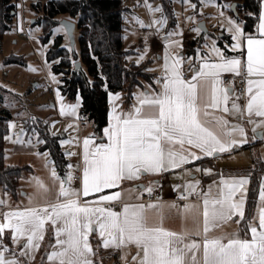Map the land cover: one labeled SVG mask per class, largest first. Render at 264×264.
Returning a JSON list of instances; mask_svg holds the SVG:
<instances>
[{
  "label": "snow or ice",
  "instance_id": "snow-or-ice-1",
  "mask_svg": "<svg viewBox=\"0 0 264 264\" xmlns=\"http://www.w3.org/2000/svg\"><path fill=\"white\" fill-rule=\"evenodd\" d=\"M229 24L234 33L232 39L236 41L232 48H239L241 28L231 20ZM258 32L260 38L249 36L246 41L247 60L243 67L248 77H257L247 80L246 92L249 98L246 111L249 115L254 113L264 117V3L261 4ZM213 50L219 55L215 47ZM220 60V63H202L200 70L192 77V81L199 78L212 85L210 98L204 103L202 112L197 103L198 85L181 78L175 70L179 60L170 68L166 53L161 91L152 96L145 94L139 100L140 106L132 113H110L109 126L104 129L107 144H98L90 150L91 140H84L81 189H73L62 181L56 203L6 213L5 222L0 224V235L6 228H11L13 243L19 237H26L27 243L23 245V249H31L39 247L34 241L43 238L46 221H51L53 225L59 222L61 226L56 229L57 241L53 246H59V251L49 253L48 259L59 261V264H92L87 258L92 251L88 233L91 230L90 225L96 222L100 236L107 234L109 237L104 239V247L109 244L117 247L127 243L135 244L143 252L140 264H196L195 253L201 247L200 243L195 240L186 243L187 233L177 234L164 229L162 216L159 224L150 225L143 205H125L117 213L110 208L82 206L79 198L81 195L86 197L90 193L112 188L123 179L131 180L139 178L143 173H159L162 170L178 168L190 159H198L195 153L186 152L185 144L211 156L216 152L227 151L238 142L244 143V139L237 141L231 138L233 134H239L243 138L242 127L229 128L226 120L216 116H212L211 120L201 119V114L209 117L211 114L207 109H215L221 102L217 88L219 74L231 72L239 75L241 72L240 59H224L221 56ZM227 98L225 91L223 101L226 102ZM145 106L150 109L148 115L143 114ZM223 111L228 112L229 109L225 107ZM232 111H240V106L235 102L232 104ZM61 112L63 114V108ZM213 123L218 131L209 126ZM204 171L207 173L208 169ZM55 175L53 171V176ZM246 183L247 180L243 178L226 180L221 177L217 196L203 194V264H264V208L259 210V230L256 226L248 225L250 240L241 239L236 233L229 237L208 235L211 227L218 226L219 222L227 221L234 215L239 214L243 219V200L236 202L233 197ZM40 187L43 188V185ZM190 187L194 189V185ZM147 190L150 192L151 188ZM118 198L119 193H115L112 196H101L99 200L107 202ZM260 199L264 201V184L261 185ZM148 207L159 209L160 206ZM192 208V205H184L185 210ZM61 236L66 238L60 239ZM5 251L7 249L0 248V264H18L15 259L6 260ZM21 254H24L23 250Z\"/></svg>",
  "mask_w": 264,
  "mask_h": 264
},
{
  "label": "crops",
  "instance_id": "crops-1",
  "mask_svg": "<svg viewBox=\"0 0 264 264\" xmlns=\"http://www.w3.org/2000/svg\"><path fill=\"white\" fill-rule=\"evenodd\" d=\"M228 4L237 3L235 0H225ZM259 10L257 19L253 25L251 32H245L243 25L245 23L243 14H235L231 10H226L222 6L223 12L226 10L233 17L236 16L234 22L241 28L242 35L240 36L239 42L241 47L233 49L232 45L236 43L232 39L233 31L229 21L226 25L217 26L212 29L214 32H219L220 37L216 36L212 31L211 27L207 30L206 34L203 35L188 32L187 34L175 35H163L161 39L154 37L151 41V47L149 51L151 54L140 62H134L131 60L130 63L135 64H147V72L150 74L149 81H143L140 86L134 88L132 97L128 102H124L123 94L120 92L109 93L107 96V123L106 127L109 126V114L115 113L117 115H123L132 113L136 107H139V100L144 98V95L152 96L154 93H159L162 87V80L165 75V54L168 56V65L171 68L177 60L179 63L176 65V71L181 75L184 81L193 82L198 85L197 103L201 106L203 112V105L209 100L211 95L212 85L210 82H205L199 78L196 81H192L193 75L200 70L202 63H220V57L224 59L237 58L242 62V68L239 75H242L245 79L246 89L248 87V79H257V77H248L246 69L243 67L247 60V38L253 36L259 37L258 25L259 15L261 12V4L264 0H258ZM230 16V17H232ZM241 17V20H240ZM232 20V19H231ZM241 23H240V22ZM205 25V24H204ZM206 27V26H205ZM221 27V28H220ZM199 28V27H198ZM220 30V31H219ZM207 36V37H205ZM158 40V41H157ZM195 41V44L189 45L191 41ZM143 47V46H140ZM139 47V48H140ZM190 47L192 52L187 54V50ZM219 51V55L213 48ZM132 56H140L142 53H146L144 49L134 51L132 48ZM132 56H129L130 59ZM129 61V60H128ZM155 66L153 67V65ZM221 74H234L231 72H221ZM187 76L185 79L183 76ZM219 78V76H218ZM218 96L221 102L218 107L213 109L209 108L207 111L211 114L209 117H204L201 114V119L211 120L212 116L221 117L228 122V127L240 126L244 129V137L241 138L239 134H233L231 137L237 141L244 139V143H237L229 148L225 152H216L211 156L204 155L194 147H190L185 144L184 148L186 152L195 153L198 159L189 160L188 163L180 165L178 168L168 169L159 173H143L136 179H123L116 186L112 188L103 189L98 193H90L88 196H80V203L82 206L88 207H103L110 208L114 212H121L125 205L137 206L143 205L145 208V216L150 225L159 224L160 217H163L162 227L168 231L175 232L177 234L187 233L185 242L195 240L200 243L201 247L196 251V264H203V237H204V216H203V194L210 193L211 197L217 196L220 189V180L223 177L226 180H239L241 178L247 180V183L242 186L241 190L233 197V200L239 202L243 200V219L239 214L234 215L231 219L223 222H219L218 226L211 227L208 235L210 237H229L233 233H236L241 239H251V233L248 231V225L251 224L256 226L259 230V210L264 208V201L260 199L261 185L264 184V171L259 176L258 191L252 207L248 209L247 196L251 183V176L246 175L244 171L252 167L254 160L261 162L264 167V117L255 115H249L246 111V103L249 98V94L241 98L230 89L223 87L219 83L218 79ZM227 91V101H223V96ZM59 97L58 101L57 98ZM56 96V101L52 100L57 118L65 123H75L79 127L77 143L75 146L76 153L68 156L69 150L61 147L60 140H58L60 150L64 154L66 160L64 174L54 168L52 162L47 160L43 170L42 167L35 171H30L34 175V185L29 190L18 196L19 187H17L16 195L13 196L9 193L3 192L2 204H0V224L5 222L4 217L6 213L13 211H24L29 208L44 207L48 204L57 202V194L62 181L67 186L73 189H81L82 186V174H83V155H84V140L90 139L89 149H93L98 144H107L108 139L104 133V129L101 137L94 136L92 125L86 132L81 133L83 130L82 123L79 119V108H80V97L76 96L73 104L71 105L68 99L64 96ZM235 102L240 106L239 112L232 111V104ZM58 103V104H57ZM227 107L228 112H224L223 109ZM64 109L62 114L61 109ZM150 109L145 106L143 108V114L148 115ZM251 121V122H249ZM88 124H91L87 122ZM215 129V124L209 125ZM53 135V134H52ZM66 134H63L65 136ZM57 136V135H54ZM58 137V136H57ZM177 149L179 146H176ZM42 153V152H40ZM5 160V158H4ZM199 169V170H198ZM204 169H208L206 173ZM55 171V177L53 176ZM78 176L79 180L73 182L72 178ZM71 177V179H69ZM39 181V184L37 183ZM43 185V188L40 185ZM194 185V189L190 186ZM151 188L149 192L147 189ZM47 189V191H45ZM158 192L162 197H168L171 192L186 193L191 198H196L197 201H187L183 203L171 202V201H160L150 202L144 204L141 202V197L145 193ZM115 193H119V198L110 200L107 202H100L101 196H112ZM25 197V198H24ZM21 198V199H20ZM21 200V201H20ZM117 203L116 207L112 204ZM192 205L191 210H185L184 205ZM148 205H159V209L149 208ZM176 205V207H171ZM239 221V223H237ZM61 224L58 222L53 225L51 221H46L42 232V239L34 241V244H38L39 247H33L31 249H23V245L27 243L26 237H19L17 242L14 244L12 240L11 228H6L0 237L4 238L3 244L0 248L7 249L4 252V258L6 260L15 259L18 264H59V261L48 259V254L53 251H59V246L56 245L57 236L56 229ZM91 230L88 233V242L91 248V254L87 257L92 261V264H140V259L143 256L142 250L138 249L135 244L127 243L124 246L117 247L114 244H109L108 247H104V239L109 238L107 234L101 237L98 231V225L93 222L90 225ZM197 233H199L197 235ZM66 237L61 236L60 239ZM7 245H4V243ZM225 243L227 240L224 241ZM12 244V246H11ZM24 251V254L22 253ZM118 254V262L116 261L115 255ZM135 257V259H134Z\"/></svg>",
  "mask_w": 264,
  "mask_h": 264
},
{
  "label": "rangeland",
  "instance_id": "rangeland-1",
  "mask_svg": "<svg viewBox=\"0 0 264 264\" xmlns=\"http://www.w3.org/2000/svg\"><path fill=\"white\" fill-rule=\"evenodd\" d=\"M46 1H16L15 17L10 29L3 34L0 43V96L2 107L8 109L11 115V119L7 122V134L4 140V161L8 165L24 169L18 180V196L24 194L31 186H35L34 175L30 170L35 171L40 167L43 170L44 162L50 160L46 151L40 153V141L37 140V135L26 131L32 120H41L45 123L49 133L58 136L61 147L70 151L69 157L76 153L75 146L79 127L75 123L60 121L54 107L50 105L52 100L56 101V96L62 94L57 87L60 74H56L52 70V65L56 61L47 60V53L58 35L62 36V46L71 51L65 30L59 24L63 19L71 20L64 15H57L52 20L50 37L43 41V27L31 23L37 19V14L30 6ZM122 3L127 10L123 17V47L124 49L132 48L134 51H139V49L146 51L137 57L131 55L128 62L131 60L140 62L149 57L151 54L149 48L154 37L161 39L162 34L164 36L181 35L188 32L201 34L198 28L200 22H204L206 28L211 30L212 27L223 26L229 20L232 19L231 21L234 22L233 19H236V16L233 17L226 11L231 10L232 3L200 0L195 4L191 0H176L172 3L175 20L174 25L170 28L169 20L162 14V8L157 0H122ZM222 6L226 9L224 12L221 10ZM22 23L27 38L21 37ZM210 27L211 29H209ZM212 31L214 32L213 29ZM214 34L220 37L219 32H214ZM73 36L75 40L77 36L75 30ZM74 51L77 53L76 43ZM70 57L72 58L71 54ZM58 99L59 97L57 101ZM69 101L72 105L74 99ZM82 127L83 130L80 128L81 133L86 134L87 130L91 128V124L85 122L82 123ZM63 134L66 135L63 136ZM2 196L0 194V204L4 199ZM3 241L4 238L0 237V245L3 244ZM4 245L7 243L5 242Z\"/></svg>",
  "mask_w": 264,
  "mask_h": 264
},
{
  "label": "trees",
  "instance_id": "trees-1",
  "mask_svg": "<svg viewBox=\"0 0 264 264\" xmlns=\"http://www.w3.org/2000/svg\"><path fill=\"white\" fill-rule=\"evenodd\" d=\"M157 1L171 28L175 20L172 3L176 0ZM191 1L197 4L200 0ZM217 1L222 3L225 0ZM235 1H238L237 15L245 16L249 13L244 17L243 29L245 32H251L258 16V0ZM30 7L37 14L33 25L43 27V41L50 37L52 20L57 15H64L75 22L77 53L74 51L73 55L69 49L62 46V36L58 35L47 53V60L56 61L52 70L60 74L57 87L62 96L68 100L80 97L79 119L91 123L94 136L101 137L107 123L108 94L120 92L124 102H128L134 88L140 86L143 81H149L151 77L147 72V64L128 62L132 50L123 47V17L127 10L123 7L122 0H47ZM15 10L16 0H0V43L3 34L11 27ZM189 43L194 45L195 41ZM191 52L192 49L187 50V54ZM75 62H80L81 71L74 68ZM1 99L0 96V190L15 196L18 180L24 169L8 165L4 161V140L11 115L8 109L2 107ZM26 131L37 135V140L40 141L39 151H46L54 168L59 174H64L66 160L60 150L59 138L50 134L47 125L41 120H32ZM262 171L264 167L258 160H254L252 167L244 171L246 175L251 176L247 196L248 209L255 200Z\"/></svg>",
  "mask_w": 264,
  "mask_h": 264
},
{
  "label": "built area",
  "instance_id": "built-area-1",
  "mask_svg": "<svg viewBox=\"0 0 264 264\" xmlns=\"http://www.w3.org/2000/svg\"><path fill=\"white\" fill-rule=\"evenodd\" d=\"M19 1V0H16ZM21 37L27 38L26 31L24 29V24L22 23V33ZM187 76H183L185 79ZM219 83L223 87L230 89L232 92L237 94L239 97L243 98L246 95V84L245 79L242 75L236 74H221L219 75ZM79 180L78 176L72 178L73 182H77ZM181 197H186V199H181ZM160 201H171L177 203H183L187 201H197L196 198H191L186 193H178V192H171L168 197H162L160 193L153 192V193H145L141 197V202L144 204L150 202H160ZM113 207L117 206V203L112 204ZM116 261L118 262V254L115 255Z\"/></svg>",
  "mask_w": 264,
  "mask_h": 264
},
{
  "label": "water",
  "instance_id": "water-1",
  "mask_svg": "<svg viewBox=\"0 0 264 264\" xmlns=\"http://www.w3.org/2000/svg\"><path fill=\"white\" fill-rule=\"evenodd\" d=\"M236 5H237V3L234 2V3L231 4V7H230L231 11H233L234 13H235V6ZM31 23H33V21H31ZM59 24L62 25L64 30H65V33H66L67 38L69 40V47L71 49V52L73 53L74 52V43H75L73 32H74V29H75V23H73V22H71V21H69L67 19H63V20L60 21ZM198 27H199L201 33L203 35H205L207 30H206V27L204 25V22H200L198 24ZM73 55H74V53H73ZM74 68L79 70V71H81L80 62H75L74 63Z\"/></svg>",
  "mask_w": 264,
  "mask_h": 264
}]
</instances>
